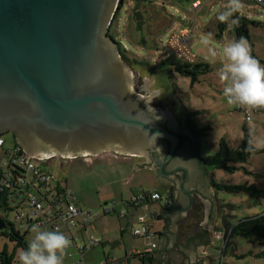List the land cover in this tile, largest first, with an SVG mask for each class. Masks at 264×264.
I'll use <instances>...</instances> for the list:
<instances>
[{"label": "rangeland", "instance_id": "rangeland-1", "mask_svg": "<svg viewBox=\"0 0 264 264\" xmlns=\"http://www.w3.org/2000/svg\"><path fill=\"white\" fill-rule=\"evenodd\" d=\"M195 0H144L127 1L120 10L119 18L114 24V34L117 41H121L126 57H122L129 64L131 75V86L136 92L142 86L143 79L153 80L148 86L149 92H157L155 99L159 107L171 113L176 121L192 122L198 128L207 127L205 135L200 137L201 147L199 154L202 156L213 155L219 147L221 139L237 148L242 141L243 125L247 124L252 131L253 142L264 140V109L259 113L252 114V120H245V112L239 111L238 106L229 105L223 96V84L219 79L221 61L219 52L222 46L234 40L233 26L226 25L221 30L219 21L216 19L217 10H223L226 0H199L194 6ZM243 9L241 16L257 22V26L250 25L251 54L264 66V6H260L253 0H242ZM138 7V8H137ZM138 12L139 19L137 18ZM115 17V16H114ZM184 28L191 30L192 40L190 49L195 58L192 60L209 63L211 71L200 75L198 81H193L191 76L179 73L168 59L174 54L173 48L168 43L169 37L178 33ZM209 38L208 44L202 41ZM173 45V44H172ZM209 49L217 51L215 59L210 56ZM178 57V55H177ZM181 59L189 58L180 56ZM191 60V59H190ZM6 140L0 159L7 160L10 155L4 152L13 149L16 139L11 132H4ZM264 147H261L263 149ZM89 158V157H88ZM91 161L83 158L61 159L60 157L50 158L39 165L44 171L53 173L62 185H68L73 195L77 197L78 204L85 212H92L95 217L87 225L86 229L79 225L72 229L73 239L71 246L67 249V255L63 264H77L80 259L77 254L76 244L90 245L97 240L95 246H91L83 254L85 264H100L105 258L122 259L125 257V249L133 251L136 248L145 252L152 247V243H159L156 237L153 240L146 237H133L130 229H125L121 235V227H125L131 220L134 226L138 225V216L143 215L147 219L152 218L153 213H161L166 197L170 195L169 188L163 184L156 174L136 164L144 163L145 157L124 158L114 156V153L107 152L98 157H90ZM134 166V167H133ZM233 170L206 166L209 184L213 187L210 197L215 198L214 213L216 227L211 236L208 251L211 257V264L239 263V264H264V246L252 243L241 236L233 235L227 246L224 248L223 241L218 237L219 230L226 232L227 223L234 225L240 219L264 212V200L256 201L247 193L228 192L223 186L236 185L249 181L255 183L259 188H264V150L253 153L248 162L235 164ZM139 167V169H136ZM33 180V175H30ZM213 184H211L212 182ZM160 191L162 200L144 204L136 208L132 201L135 197H142L143 192ZM45 194V189H41ZM175 195V194H174ZM19 200L10 198L7 205L3 206L0 215L7 222H11L15 229H20V220L17 218V206ZM25 202L20 206L25 209ZM105 207H114L115 210L106 213ZM193 201H191V207ZM58 207L65 206V203L57 204ZM200 201L196 198L193 209L186 210L179 220H193L194 212L201 207ZM216 206V207H215ZM126 211L127 215L121 217L120 213ZM189 215V216H188ZM188 216V219L186 217ZM185 218V219H184ZM190 218V220H189ZM164 220H156L152 230L163 229ZM176 226L179 224L175 220ZM195 225V224H194ZM128 227V226H127ZM45 228V227H44ZM48 230H52L48 225ZM198 229L197 224L193 230ZM11 227L0 229V253L7 252L14 255L12 264H18V253L21 247H16L7 235ZM192 232L188 234V236ZM70 232L68 231V236ZM34 234L26 235L27 243ZM180 236L185 237L184 233ZM184 239V238H183ZM177 241H180L179 235ZM184 248V245L180 242ZM203 254L205 252L203 251ZM202 254V255H203ZM170 258V264L180 263L177 251ZM175 258L177 260L174 262ZM127 264H142L133 255L127 260ZM194 264H199L195 262ZM224 264V263H223Z\"/></svg>", "mask_w": 264, "mask_h": 264}, {"label": "water", "instance_id": "water-1", "mask_svg": "<svg viewBox=\"0 0 264 264\" xmlns=\"http://www.w3.org/2000/svg\"><path fill=\"white\" fill-rule=\"evenodd\" d=\"M118 4L119 0H0V135L11 132L30 157L67 160L112 150L149 160L147 148L162 153L158 137L171 142L165 161L175 153L180 137L158 120L168 119L172 128L177 122L159 107L157 92L148 91L153 80L137 85L144 96L131 86L129 64L109 34ZM141 99L152 115L139 105ZM187 165L192 173L187 185L198 190L196 198L203 206L201 225L210 229L213 187L204 167L202 175L190 162ZM159 170L173 184L175 200L174 207L163 212L166 225L155 260L162 264L163 254L174 247L183 254V264H208L197 258L193 244L194 237L207 239L203 232L189 238L184 248L178 243L175 220L185 214L189 201L180 197V176L164 172L162 165ZM8 227L0 215V229Z\"/></svg>", "mask_w": 264, "mask_h": 264}, {"label": "built area", "instance_id": "built-area-1", "mask_svg": "<svg viewBox=\"0 0 264 264\" xmlns=\"http://www.w3.org/2000/svg\"><path fill=\"white\" fill-rule=\"evenodd\" d=\"M260 6H264V0H253ZM199 0L194 1L193 5L197 6ZM192 40L191 30L184 28L178 33L172 34L168 43L173 48L174 53L178 58L181 55L189 58V61H193L195 54L190 49ZM173 44V45H172ZM191 59V60H190ZM238 110L245 112V120L251 121L253 113H257L259 109L248 110L246 108L238 106ZM6 140L3 135H0V155L4 149ZM10 158L7 160L0 159V193H4L8 198H12L14 201L19 200L17 206V218L20 220V227L22 231H30L33 225H39L40 228L51 226L53 231L64 232L67 231V237L73 238L72 229L77 227L79 222L83 225V230L87 225L92 222L95 214L92 212H85L77 203L78 199L73 195V192L68 187L60 188L59 178L53 173L44 171L39 163L44 162L47 159L38 160L30 157L16 142L13 149L5 150ZM33 175V180L30 178ZM41 189H45L46 193L41 194ZM162 200L161 194L158 192H143L142 197H135L132 204L136 208L142 207L149 202H155ZM25 202L24 210L20 206ZM65 203V206L58 207L57 204ZM173 204L172 199H166L165 206L171 207ZM103 210L106 213H110L115 210L114 207H105ZM127 212L124 210L120 213V216H126ZM77 218H81L80 221ZM153 222L151 219H147L145 216H138V225L134 226V221L131 220L128 224L133 237H146L148 239H154L156 237L155 230H152ZM68 231L70 232L68 236ZM231 231L219 232L218 237L223 241L224 248L227 245V241L230 238ZM98 243L97 240L93 241L90 245L76 244L77 254L80 259L77 264H85L83 260L84 252L91 246H95ZM155 248V244L152 243V247L146 251L152 252ZM136 252V251H134ZM132 251L126 252V255L122 259L105 258L100 264H127V260L133 255Z\"/></svg>", "mask_w": 264, "mask_h": 264}, {"label": "clouds", "instance_id": "clouds-1", "mask_svg": "<svg viewBox=\"0 0 264 264\" xmlns=\"http://www.w3.org/2000/svg\"><path fill=\"white\" fill-rule=\"evenodd\" d=\"M243 9L242 0H226L223 10H217L216 19L230 26L238 25L235 14ZM208 44L209 38L202 41ZM210 56L218 55L209 49ZM221 68L219 79L222 82L223 96L229 105L248 110L264 109V66L251 54V47L244 37L234 39L222 46L219 52ZM254 148L264 147V140L250 141ZM34 234L27 247L18 253V264H63L71 240L60 231L42 230L33 225Z\"/></svg>", "mask_w": 264, "mask_h": 264}, {"label": "trees", "instance_id": "trees-1", "mask_svg": "<svg viewBox=\"0 0 264 264\" xmlns=\"http://www.w3.org/2000/svg\"><path fill=\"white\" fill-rule=\"evenodd\" d=\"M127 1L130 0H119L118 9L115 13V17L113 20L114 24L119 18L120 10L125 6ZM134 1H144V0H134ZM135 15L139 19V15L137 11ZM234 19L238 20V25L233 26L232 28V32L235 35L234 39L238 40L240 37H244L247 41H250L249 27L250 25L257 26L258 25L257 22L250 20L245 16H241L240 13L235 14ZM114 24H111L109 34L116 39L115 35H113L115 33L113 30ZM226 25L227 24L219 22V28L221 30H223L226 27ZM117 42L120 48L121 55L127 58L123 46L121 44V41H117ZM252 56L256 59L254 53H252ZM168 62L171 65H173L174 68L179 73L191 76L193 81H198L200 75L211 71V66L209 63L203 61H195V60L193 61L184 60L178 58L174 54L168 59ZM192 125H194V127L197 129V133L200 135V137L204 136L206 130L209 129L207 127L198 128L193 123ZM250 141H253L252 131L247 124H244L242 141L237 148L231 147L228 144V142L223 138L219 143V147L216 153L213 155L200 156L199 164L201 165V167L204 168L206 166H212L215 168L233 170L236 168L235 164L241 162H248L250 156L253 153H258L261 152V150L262 151L264 150V148L263 149L254 148L253 145L250 144ZM59 184H60V188L64 189V187H67L66 185H62L60 182ZM218 186H223V188L226 189L228 192L247 193L258 202L264 200V188H259L258 186H256L255 183H250L249 181H245L244 183L236 184V185H218ZM9 199L10 198H8L4 193H0L1 209L3 206L7 205ZM5 221L9 225V227H11V232L7 234L10 237L11 241L15 242L16 247H21L22 249H25L28 244L25 238L26 235L30 233V231H22L20 229L17 230L15 229L14 225L11 222L8 223L6 219ZM80 222L77 226L82 225ZM230 231H231L230 238L233 235H237L243 237L248 241H251L252 243L264 246V212L240 219L234 225H232ZM229 240L227 241V244ZM133 256L137 257L143 264H153L155 262V254L153 253V251L134 252ZM13 260H14V255H10L6 251L0 253V264H12ZM232 264H239V263H232Z\"/></svg>", "mask_w": 264, "mask_h": 264}, {"label": "flooded vegetation", "instance_id": "flooded-vegetation-1", "mask_svg": "<svg viewBox=\"0 0 264 264\" xmlns=\"http://www.w3.org/2000/svg\"><path fill=\"white\" fill-rule=\"evenodd\" d=\"M264 27V23L262 24ZM123 57V56H122ZM125 58V57H124ZM142 96H144L141 93ZM139 105L144 109V111L150 116L152 115L150 110L147 107V104L144 99H141L138 101ZM173 117V116H172ZM176 121V120H175ZM158 122L163 125L164 127L174 131L178 134L180 137V142L178 147L176 148L175 153L170 157L167 161H165L166 157L169 155L171 150V142L164 138V137H158L157 138V146H159L162 150V153L159 152L158 148H147L148 154H149V160L146 156H139V155H125V154H118L115 151H106L103 153H100L98 155H92V156H80L85 159H88V157H98L101 154L112 152L114 153V156H123L126 158H134V157H145L144 163H140L142 166L147 165L148 167L153 168V172L157 175L158 179L165 185L166 181H168L167 177L164 176L160 170L159 167L162 165L163 170L166 173H175L183 180L184 188L182 193H180V197L188 202V205L193 201V205L191 207H186L188 211L193 209L194 203H195V192L198 190H193L191 187L187 185V182L192 179V173L190 171V168L187 166V162H190L194 167H197L198 170L201 172V174H205V170L201 165L200 162V155L198 157L197 154V148L200 149L201 147V139L200 135L197 133V129L192 125V123L188 120V122L182 123L181 121L177 122V128H172L169 125V120L164 118H159ZM199 153V152H198ZM58 156H55L56 158ZM53 159V158H52ZM165 161V162H164ZM187 161V162H186ZM147 162V163H146ZM186 192H185V191ZM167 208V207H166ZM1 211V207H0Z\"/></svg>", "mask_w": 264, "mask_h": 264}, {"label": "crops", "instance_id": "crops-1", "mask_svg": "<svg viewBox=\"0 0 264 264\" xmlns=\"http://www.w3.org/2000/svg\"><path fill=\"white\" fill-rule=\"evenodd\" d=\"M262 109H259V111L257 112V113H259L260 111H261ZM240 111V110H239ZM251 120H252V117H251ZM117 157H120V156H118L117 155ZM124 158H126V157H124ZM87 160H89V161H91V158H88ZM140 167V166H139ZM139 167H137L136 169H139ZM142 168H145V169H149V170H152V171H154L153 170V168L152 167H148V166H142ZM212 182V181H211ZM166 186L169 188V190H171L170 192V195L169 196H167L165 199H172L173 200V204L171 205V207H167L166 208V206H165V204H163V205H161L162 206V212L161 213H153L152 214V218H151V221L153 222V226H154V223H155V221L156 220H158V221H160V220H164L163 222H164V224H163V229L162 230H160V229H156L155 230V232H156V237L159 239V243L158 244H156L155 242H153L154 244H155V248L153 249V253L155 254V257H156V254H157V252H158V250H159V248H160V246H161V243H162V241H163V237H162V235H163V230H164V227H165V225H166V219L164 218V216H163V212H165V211H167V210H170V209H172L173 207H174V200H175V192L173 191V184L171 183V182H166ZM212 184V183H211ZM66 185V184H65ZM67 187H68V185H66ZM154 192H159L160 194H161V192L160 191H157V190H155V191H153V193ZM212 195H213V190H212ZM161 197H162V195H161ZM163 199V198H162ZM211 199H212V201H213V204L215 205V198L212 196L211 197ZM263 201V200H262ZM261 201V202H262ZM156 202V201H155ZM160 203H162L161 202V200L159 201ZM77 203H78V201H77ZM201 203V202H200ZM79 205V204H78ZM202 205V204H201ZM80 206V205H79ZM81 207V206H80ZM216 207V206H215ZM187 210V209H186ZM186 212V211H185ZM195 214V216H194V218H193V220H190V218H189V220L190 221H192V222H189V221H183L182 219L181 220H179V219H177V222L179 223L178 225H177V236L179 235V237H180V241L178 242L179 244H180V242L184 245V247H185V245H186V242H187V240L189 239V238H191V237H193L194 235H196V234H198V233H201V232H203L206 236H207V239L206 238H203V237H200V238H198V237H194V241H193V244H194V247H195V249H196V255H197V258H205V259H207V261H208V264H211V257H210V255H209V253H207V251H208V244H210V236H211V234H212V232L215 230V229H217V227H216V219H215V215H216V213H215V215H213V219H212V225H211V228L210 229H204L203 227H202V222H203V215H202V213H203V206H201V207H198L197 208V210H195V212H194ZM184 215H186V214H184ZM189 216V215H188ZM188 216L186 217V219H188ZM185 219V218H184ZM77 220L78 221H80L81 220V218H77ZM197 224V226H198V229L196 230V231H194L193 230V227L195 226V225ZM128 226V225H127ZM127 226H125V227H121V235H123L124 233H125V229H127L128 227ZM231 227H232V225H230L229 223H227V228L228 229H226L227 231H229L230 229H231ZM87 228V227H86ZM42 230H48L49 228L48 227H43V228H41ZM190 231L192 232L189 236H188V234L190 233ZM219 232H221V230H219ZM180 233L182 234V233H184L185 234V237H182V236H180ZM63 234H65V235H67V231H64L63 232ZM155 237V238H156ZM184 238V239H183ZM131 251V250H130ZM134 251H136V252H142L141 251V249H138V248H136L135 250H133L132 252H134ZM175 251H177L174 247H172V248H170V250L167 252V253H165V254H163V256H162V259H161V262H162V264H170V262H171V260H170V258L172 257H174V255H173V253L175 252ZM203 251L205 252V254H203ZM126 252H128L126 249H125V253ZM177 253L179 254V255H177L176 257L179 259L180 258V260H181V262L180 263H183L184 262V256H183V254L181 253V252H179V251H177ZM203 254V255H202ZM177 258H175V260H174V262L177 260ZM172 263V262H171ZM195 263V262H194ZM193 263V264H194ZM225 264V262H222L221 264ZM143 264V263H142ZM153 264H158V262L155 260V262L153 263Z\"/></svg>", "mask_w": 264, "mask_h": 264}]
</instances>
